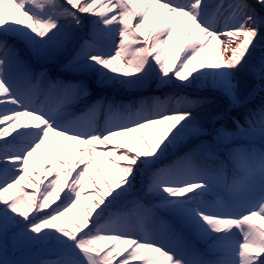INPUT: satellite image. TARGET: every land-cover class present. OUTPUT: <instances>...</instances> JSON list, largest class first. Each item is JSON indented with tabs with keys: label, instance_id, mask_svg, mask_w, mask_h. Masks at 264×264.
I'll use <instances>...</instances> for the list:
<instances>
[{
	"label": "snow or ice",
	"instance_id": "6c2138e0",
	"mask_svg": "<svg viewBox=\"0 0 264 264\" xmlns=\"http://www.w3.org/2000/svg\"><path fill=\"white\" fill-rule=\"evenodd\" d=\"M0 264H264V0H0Z\"/></svg>",
	"mask_w": 264,
	"mask_h": 264
},
{
	"label": "trees",
	"instance_id": "16d2710c",
	"mask_svg": "<svg viewBox=\"0 0 264 264\" xmlns=\"http://www.w3.org/2000/svg\"><path fill=\"white\" fill-rule=\"evenodd\" d=\"M182 55V53H181ZM58 69L55 68L54 66L50 68V75L55 78L57 75ZM117 99H120L118 96ZM207 100L209 103L205 105V117L208 122L209 127L211 126L213 122L214 117H222L223 119L217 122V126L219 123H229L232 116L236 115L233 111H230L226 102L224 100H221L218 97H215L213 95H208ZM255 102H259V97L256 98ZM54 103V101H53ZM42 160L40 156H34L30 158V163L32 164V167L36 169L35 172L30 173V178L34 181L35 177L37 175H40L41 168H39L38 163ZM72 163H75L72 161ZM123 163V162H121ZM100 165H103V161L101 160ZM89 174L93 177H96L97 173L93 171L91 168L89 169ZM107 175V173H105ZM51 178V177H49ZM111 183V181H109ZM97 184H99V181H97ZM21 188L25 192L32 193L34 192V185L32 183H29V179L26 178L25 181L21 183ZM96 188L93 185H90L88 181H85V186H84V196L82 197L81 204L77 206V208L73 209L71 212L68 213V215L65 217V220L67 223L65 224L66 228H71L72 224H77L80 222V212L82 208H86L89 204V200L86 198L88 194L95 193Z\"/></svg>",
	"mask_w": 264,
	"mask_h": 264
},
{
	"label": "rangeland",
	"instance_id": "374dc122",
	"mask_svg": "<svg viewBox=\"0 0 264 264\" xmlns=\"http://www.w3.org/2000/svg\"><path fill=\"white\" fill-rule=\"evenodd\" d=\"M180 23H181V19L178 18V19H177V26H178V27H179ZM216 47H217L216 41H212L211 48H216ZM219 49L222 51V49H223V45H219ZM210 52H211V49H210ZM211 54H212L213 56L216 55L215 52H211ZM62 159L65 160V161H67V155L63 156ZM100 161H101V158H100V157H97L96 162L99 164ZM74 162H75V161H74ZM50 163H51V161H45V160L42 159V162L39 164V168L42 169L43 167H45V165H49Z\"/></svg>",
	"mask_w": 264,
	"mask_h": 264
}]
</instances>
